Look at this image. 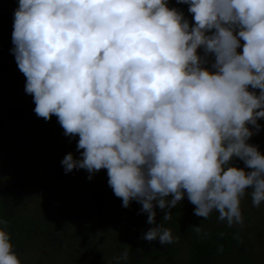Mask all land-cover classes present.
Wrapping results in <instances>:
<instances>
[{"label":"clouds","instance_id":"1","mask_svg":"<svg viewBox=\"0 0 264 264\" xmlns=\"http://www.w3.org/2000/svg\"><path fill=\"white\" fill-rule=\"evenodd\" d=\"M177 3L194 24L167 0H19L12 34L34 112L79 136L65 172L107 169L122 206L137 201L155 225L142 239L161 245L173 236L156 207L170 220L186 195L231 227L246 190L264 202V154L248 143L264 118V0ZM0 264H21L2 228Z\"/></svg>","mask_w":264,"mask_h":264},{"label":"trees","instance_id":"2","mask_svg":"<svg viewBox=\"0 0 264 264\" xmlns=\"http://www.w3.org/2000/svg\"><path fill=\"white\" fill-rule=\"evenodd\" d=\"M167 2L194 24L189 5ZM18 6L19 0H0V41L10 43L0 51V228L9 233L18 258H29L21 264H168L178 254L184 264H257L249 232L264 235V202L256 222L255 214L240 205L243 223L231 227L215 210L207 219L196 216L186 195L171 208L170 220H163L167 209L156 207V225L170 229L173 236V243L161 245L142 239L155 225L147 222L148 213L137 201L122 206L108 184L107 169L91 179L85 169L65 172V155L79 159L83 150L77 151L79 136H66L55 115L46 121L34 112L26 77L11 51ZM198 52L203 54V49ZM258 123L261 129L248 143L264 154V121ZM233 163L245 168L238 158ZM33 178L46 180L49 190L36 194V186L30 185ZM49 194L50 204L45 200ZM245 195L252 201L250 189ZM125 250L127 260L121 259Z\"/></svg>","mask_w":264,"mask_h":264},{"label":"rangeland","instance_id":"3","mask_svg":"<svg viewBox=\"0 0 264 264\" xmlns=\"http://www.w3.org/2000/svg\"><path fill=\"white\" fill-rule=\"evenodd\" d=\"M4 28V26L2 27V29ZM5 41H0V51L2 50V47L5 45ZM7 45H5L3 48L9 47L10 43L9 41L6 42ZM9 59L11 60L12 58H10V56H8ZM257 93V92H256ZM259 94V93H257ZM258 121H264V118H260ZM262 140L264 141V134H262ZM105 179V178H104ZM30 184V183H29ZM32 186H36V191L35 193L39 194V193H43L49 190V187L47 186V181L46 180H40L37 178H33L32 179V184H30ZM56 193H58L60 195V193L63 194V191H59V189H55ZM55 193V192H54ZM247 193V190H246ZM245 193V194H246ZM49 197H46L45 200L49 203L48 199H52L53 197H51V194L48 195ZM50 204V203H49ZM241 206L247 210H249L251 213H254L255 215H253L255 222L257 221V219H259L260 215H262V211L260 210V206L259 207H254L252 204V201L245 196H243L241 198ZM259 217V218H258ZM251 223V222H249ZM260 233V234H259ZM249 232V237L253 243V253L254 256L257 260V264H264V235L261 234V232ZM20 262L23 263L24 261H29V258L26 255H23L20 259ZM168 264H184V257L182 256V254H178L176 255L173 259H171V261Z\"/></svg>","mask_w":264,"mask_h":264}]
</instances>
